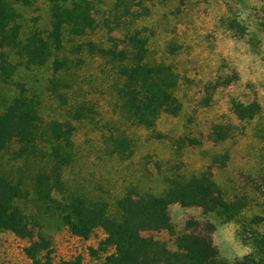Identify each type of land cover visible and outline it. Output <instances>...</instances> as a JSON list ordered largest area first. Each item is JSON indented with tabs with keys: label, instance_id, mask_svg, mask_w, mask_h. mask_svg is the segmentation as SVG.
<instances>
[{
	"label": "trees",
	"instance_id": "16d2710c",
	"mask_svg": "<svg viewBox=\"0 0 264 264\" xmlns=\"http://www.w3.org/2000/svg\"><path fill=\"white\" fill-rule=\"evenodd\" d=\"M154 7L155 0H0V233L26 241L31 264H228L217 258L211 224L177 235L173 250L146 235L172 233V204L239 225L254 251L231 264H264V238L254 229L264 217H243L245 204L227 201L209 168L186 175L175 164L155 190L149 155L136 160L143 132L158 140L159 118L182 109L179 75L164 56L177 46L167 43L161 57L150 48L156 33L145 22ZM258 112L256 103L231 104L239 121ZM231 132L214 124L208 139ZM62 231L80 242L103 235L86 253L55 258Z\"/></svg>",
	"mask_w": 264,
	"mask_h": 264
},
{
	"label": "rangeland",
	"instance_id": "374dc122",
	"mask_svg": "<svg viewBox=\"0 0 264 264\" xmlns=\"http://www.w3.org/2000/svg\"><path fill=\"white\" fill-rule=\"evenodd\" d=\"M228 21L236 23L233 30L227 28ZM145 24L152 25L156 33L150 44L155 56L161 57L169 42L177 46L172 56H164L179 75L177 96L182 104L177 117L159 118L155 126L158 140L148 141L143 132L136 160L149 155L154 165L150 168L157 175L153 189L161 187L159 177L175 164L186 175L209 168L224 198L245 204L243 217H264V188L259 185L264 175V0H155ZM232 102L256 103L259 112L252 120L239 121L231 113ZM214 124L232 127L229 138L211 142L208 135ZM167 212L172 233L146 235L171 250L177 235L203 233L204 226L211 224L212 242L221 262L231 264L254 251L242 240L239 225L223 223L214 213L203 214L200 208L178 204L170 205ZM187 221L197 225L186 229ZM254 229L257 238H264V226ZM102 235L97 231L87 242H80L58 232V250L53 256L86 253V247L95 246ZM25 246L26 241L1 232L0 264H31L23 253Z\"/></svg>",
	"mask_w": 264,
	"mask_h": 264
}]
</instances>
